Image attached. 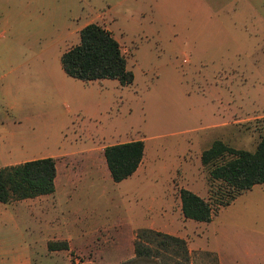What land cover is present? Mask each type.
<instances>
[{
  "label": "rangeland",
  "instance_id": "rangeland-1",
  "mask_svg": "<svg viewBox=\"0 0 264 264\" xmlns=\"http://www.w3.org/2000/svg\"><path fill=\"white\" fill-rule=\"evenodd\" d=\"M223 1L0 0V168L51 156L57 195L63 174L78 179L67 202H0V264H218L196 249L189 259L164 249L157 261L130 258L136 231L150 225L187 247L200 233L197 243L218 241L226 259L264 264V183L209 223L179 210L180 188L211 194L203 150L218 139L254 151L264 132V32L254 27L264 13L246 0L214 9ZM88 23L119 42L131 84L64 72L60 57ZM131 139L145 144L139 180L114 182L103 147ZM62 228L82 233L53 238Z\"/></svg>",
  "mask_w": 264,
  "mask_h": 264
},
{
  "label": "trees",
  "instance_id": "trees-1",
  "mask_svg": "<svg viewBox=\"0 0 264 264\" xmlns=\"http://www.w3.org/2000/svg\"><path fill=\"white\" fill-rule=\"evenodd\" d=\"M60 63L68 76L85 82L110 78L117 79L121 85H129L133 81V73L127 69V59L119 42L97 23H88L80 29L79 42L62 53ZM144 149V141L140 139L104 147L103 155L114 182H120L136 171ZM200 161L208 167V180L213 185L211 194L205 199L190 189L180 188L181 213L184 218L210 222L221 207L229 205L252 186L264 183V132L254 151L214 140L201 152ZM56 174L55 159L51 156L5 165L0 168V202L51 194L55 189ZM133 245L137 257L149 258L164 249L174 254L183 253L189 259L183 238L150 228L138 229ZM48 248L67 249L68 243L50 242Z\"/></svg>",
  "mask_w": 264,
  "mask_h": 264
},
{
  "label": "crops",
  "instance_id": "crops-1",
  "mask_svg": "<svg viewBox=\"0 0 264 264\" xmlns=\"http://www.w3.org/2000/svg\"><path fill=\"white\" fill-rule=\"evenodd\" d=\"M257 1L259 2L260 6L256 5ZM227 2L228 3H233L234 0H225L222 3H218L217 5H215L214 9L225 10V4ZM211 3H215V0H212ZM245 9L255 10V11L261 10L264 13V0H246ZM260 15H261V13H260ZM263 20H264V17H263ZM261 22L263 23V21H261ZM254 27L257 30V33L261 34L262 32H264V25L263 24L257 23V21H256V24H255ZM131 140H135V139H131ZM127 141H130V140H124V141H121V142H127ZM104 147H103V149H104ZM96 150H97L96 147L95 148L94 147L93 148L90 147L88 149V152L94 153V152H96ZM44 157H46V156H44ZM103 157H104V155H103ZM104 161H105V158H104ZM143 162H144V155H143V158H142L138 168L136 169V171L131 176H129L128 178H126V179H124V180H122L120 182L127 181V180H130L128 182H131L133 180H139L138 176H140V169L143 167ZM56 170H57V167H56ZM135 178H137V179H135ZM77 181H78V179H76V177H74V176L72 177L69 173L63 174V178L60 179V183H62V186H61L62 189L60 191V194L57 195V174H56L54 192L51 193V194H46V198L48 196H53V198H54V196H56V199L59 202L60 201H63V202L70 201L71 193L72 194L75 193L74 190L71 192V188ZM193 192H195V191H193ZM179 205H180L179 210L181 211V202L180 201H179ZM183 218H184V216H183ZM184 219H186V218H184ZM199 223H209V222H199ZM150 227L152 228L153 225H150ZM65 233L73 236L74 234H81L82 230H80V231L76 230L75 232H71V231H68V230L62 228V229L53 230L51 235H52L53 238L55 237V238H59V239H67L68 242H70V238L65 236ZM193 236H194V240L191 243L188 242V247L187 248H188L189 252H191L192 249L214 252L217 255V263L218 264H237V261L235 259H231V258L230 259H226L219 253V245L220 244L218 243V241H214L211 244H209V242H207L208 244H198L197 240H198V237H202L201 234L200 233H196L195 235L193 234ZM193 244H195L196 247H191ZM129 257L132 258V259L137 257L135 252H134V245H133V251H131V253L129 254ZM138 258H141V257H138ZM152 258L155 261L159 260L158 256H150L149 257V259H152ZM158 264H160V263H158Z\"/></svg>",
  "mask_w": 264,
  "mask_h": 264
}]
</instances>
